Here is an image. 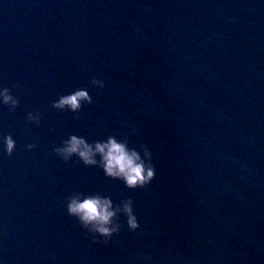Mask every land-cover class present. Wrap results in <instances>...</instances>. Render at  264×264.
Here are the masks:
<instances>
[{"label": "water", "instance_id": "water-1", "mask_svg": "<svg viewBox=\"0 0 264 264\" xmlns=\"http://www.w3.org/2000/svg\"><path fill=\"white\" fill-rule=\"evenodd\" d=\"M89 196L119 209L110 237L68 212ZM0 264H264V0H0Z\"/></svg>", "mask_w": 264, "mask_h": 264}, {"label": "clouds", "instance_id": "clouds-1", "mask_svg": "<svg viewBox=\"0 0 264 264\" xmlns=\"http://www.w3.org/2000/svg\"><path fill=\"white\" fill-rule=\"evenodd\" d=\"M100 81L97 78H93L91 83L96 84ZM5 103L11 100V97L7 95V89H5L4 95ZM89 100L88 93L86 91H76L72 95L63 96L60 100L54 103L55 108H64L70 106L71 109L76 110L80 107V101ZM15 104L16 102L13 101ZM14 142L9 137L7 139V150L11 154ZM65 153H78L83 159L85 164L92 165L96 161L93 159L96 153H99L102 157V166L106 175L116 178H122L128 187H136L148 184L155 176V168L151 164L147 166L136 152L129 153L124 144L117 143L115 139L110 138L107 143H97L95 150L91 146L85 143L83 139H78L73 136L69 142V146L61 150ZM146 155L150 156V153L146 152ZM112 210L111 201L107 198H101L99 196H89L83 201L78 199H72L68 204V212L71 215L79 217L84 226L89 224L93 225L95 230L103 236H111L113 232L119 230V225L114 227H108L112 223L113 217L116 215ZM123 211L127 214V223L131 229L138 227L136 217L133 215L131 207V200L126 202L123 207ZM96 242V241H94ZM107 243V241H105Z\"/></svg>", "mask_w": 264, "mask_h": 264}]
</instances>
